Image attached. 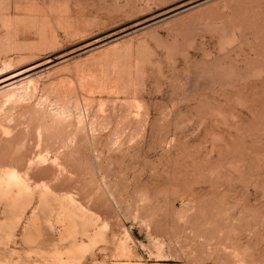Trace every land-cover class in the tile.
<instances>
[{
	"label": "rangeland",
	"instance_id": "obj_1",
	"mask_svg": "<svg viewBox=\"0 0 264 264\" xmlns=\"http://www.w3.org/2000/svg\"><path fill=\"white\" fill-rule=\"evenodd\" d=\"M0 3V264H264V0Z\"/></svg>",
	"mask_w": 264,
	"mask_h": 264
},
{
	"label": "bare ground",
	"instance_id": "obj_2",
	"mask_svg": "<svg viewBox=\"0 0 264 264\" xmlns=\"http://www.w3.org/2000/svg\"><path fill=\"white\" fill-rule=\"evenodd\" d=\"M2 1V0H1ZM2 4V3H0ZM4 8V7H3ZM6 8V7H5ZM2 10V9H1ZM0 10V12H1ZM16 17V16H15ZM23 17V16H21ZM29 17V16H28ZM30 18V17H29ZM27 18V20L29 19ZM33 18V17H32ZM3 19V18H2ZM1 19V21H2ZM5 19V18H4ZM26 19V18H25ZM31 19V18H30ZM35 18H33L34 20ZM24 20V19H23ZM36 20V19H35ZM42 20V19H41ZM5 22V21H4ZM30 22V21H29ZM41 25V23H39ZM7 26V25H6ZM41 27V26H40ZM7 28V27H6ZM7 33V31H6ZM5 33V34H6ZM4 34V35H5ZM4 37V36H3ZM2 42V41H1ZM4 43V42H3ZM6 43V42H5ZM21 75V72L13 73L10 75H7L5 77L0 78V91L2 92L3 96V103H8L9 101H13L16 97H24L27 96L29 93V89H27L28 83L25 84L23 82H18V80H15L14 78ZM29 81V80H28ZM29 87V86H28ZM61 88V87H60ZM33 89V88H32ZM32 93V92H31ZM44 96V95H43ZM21 99V98H20ZM44 102V101H43ZM50 107V105H49ZM66 107V106H65ZM65 107L58 106L56 110L54 111V115L56 117L62 116L65 111ZM40 108V107H39ZM37 109V108H36ZM53 111V110H52ZM66 113V112H65ZM43 116V115H42ZM41 116V117H42ZM80 116V115H79ZM54 117V116H53ZM43 119V117H42ZM57 119V120H58ZM79 119V118H78ZM56 120V119H55ZM82 125V124H81ZM81 127V126H80ZM79 128V127H78ZM12 187H17L20 191L22 187L25 188L24 181L19 177L16 171L13 169H6L3 171V174L0 176V191L1 192H8L9 189H12ZM81 231V230H80ZM82 233V232H81ZM88 234V233H87ZM82 237V236H81ZM80 238V237H79Z\"/></svg>",
	"mask_w": 264,
	"mask_h": 264
}]
</instances>
